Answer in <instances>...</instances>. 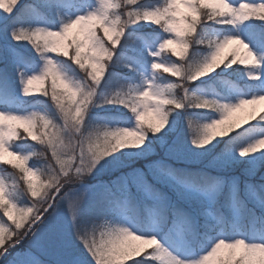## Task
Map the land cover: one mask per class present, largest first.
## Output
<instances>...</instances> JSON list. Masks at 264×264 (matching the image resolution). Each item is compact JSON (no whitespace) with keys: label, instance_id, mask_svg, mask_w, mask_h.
<instances>
[{"label":"snow or ice","instance_id":"6c2138e0","mask_svg":"<svg viewBox=\"0 0 264 264\" xmlns=\"http://www.w3.org/2000/svg\"><path fill=\"white\" fill-rule=\"evenodd\" d=\"M41 9L56 19L37 23ZM0 13V92L14 73L21 96L54 109L0 110V162L19 170L10 186L0 178V264H264V239L239 234L264 231V90L221 102L189 87L233 65L264 85V61L238 35L205 37L260 22L264 54V0H0ZM23 140L39 148L13 147ZM69 236L83 258H53Z\"/></svg>","mask_w":264,"mask_h":264},{"label":"trees","instance_id":"16d2710c","mask_svg":"<svg viewBox=\"0 0 264 264\" xmlns=\"http://www.w3.org/2000/svg\"><path fill=\"white\" fill-rule=\"evenodd\" d=\"M27 2H29V0H22V3H27ZM145 2H151V0H145ZM41 14H43L49 21L56 19L54 13L49 12L47 9H41ZM63 14H64V10H62V15ZM0 15H2V13H0ZM37 20H38V17L36 18V21ZM259 23L260 22H254L251 20L243 22L244 30L252 37V39H253V36L255 34V29ZM231 30H232V26H229V25H224V26L212 25L206 29L205 37L211 38L212 36H215L216 38H221L223 35H225L228 31H231ZM140 31L150 32V31H152V29L144 28V29H140ZM17 47L20 48L22 51H24L26 54H30L33 57L35 56V54L31 52V49L29 47H27L23 44L17 45ZM209 50L210 49H207L205 47L200 48L201 54H206ZM164 58L165 59L171 58L173 60L178 59L176 57H170V53H166L164 55ZM177 63H179V62L177 61ZM252 67L253 66H248V68H252ZM243 68L244 67L239 66V65H233L231 68H225L222 71L220 69H218L217 72H215L210 78H208V79L202 78L200 80H197L194 84L190 85L189 86L190 90L194 91L198 95H201L200 94L201 89H205L208 91L213 90V87L210 85V84H213L214 86L217 87V90L220 94H222L224 97H228L229 91L226 88H224L225 86L221 84L222 81L217 78V77H221V78H224L225 80L227 79L226 80L227 83H231L234 80H236L239 84L242 85L246 94L249 96L253 92L257 83L253 82L249 78H244V77L240 76V74H241L240 71ZM161 74L164 76H167V79H174L170 76V74L162 73V70H161ZM12 82L16 83V78H15L14 73H12ZM0 93H2V92H0ZM2 99H4V101L1 102L3 105L9 106L12 109H14L15 111H23V110H28L30 108H35L36 111H39V113H41V114L47 115V114H51L54 112V109L52 108L48 99L43 97V96L37 95V96L23 97L21 95H17L16 91H12V92L3 93ZM7 99H8V101H7ZM116 111H117V109L113 106H108L105 109H98L97 110V112L99 114L100 113L108 114L109 112L112 114H115ZM121 111H123V110H121ZM193 111L196 113V117L198 119H201V120H202L201 114H204V115H206V114L207 115L208 114H217L216 112L199 110V109H194ZM262 123H264V122H262ZM249 126H257L258 127L257 122H255V121L250 122V125H245L244 128H248ZM238 131H243V129L238 130ZM234 134L235 133H233V135ZM250 134H255V131L253 133H250ZM189 135L190 136L192 135L191 129L189 130ZM14 147L28 152L31 150V148H34V147L39 148V145H38V143L32 142L30 140L29 141L23 140V141H17L16 144L14 145ZM30 162L36 164L37 166H41L40 160L37 159L36 157L30 158ZM202 164H203V162L191 163L189 166L190 167H200V166H203ZM12 176L18 177L19 176V170L13 169L11 165H4L2 162H0V177L5 179L7 185H9V186L12 183V179H13ZM94 182L95 181H90V183H94ZM21 199H24V198L21 196ZM0 215H2V211H0ZM5 219H7V218H5ZM69 241H70L72 253L74 255L81 256V258H83V256L85 254L83 253V249L80 247V245L70 236H69Z\"/></svg>","mask_w":264,"mask_h":264},{"label":"rangeland","instance_id":"374dc122","mask_svg":"<svg viewBox=\"0 0 264 264\" xmlns=\"http://www.w3.org/2000/svg\"><path fill=\"white\" fill-rule=\"evenodd\" d=\"M69 15H70V13H69ZM36 22L40 23V24H46L47 22H49V20L43 14H41L38 17V20ZM226 34L238 35L239 38H241L245 43L249 44L250 50H252L254 52V54L257 55L258 61H264V54H262L261 51L258 50L254 40L244 30L243 22H241L240 24L234 26L233 29L230 32L226 33ZM232 47H236V45H230L228 48H226L223 51V53L221 55L225 56V55L229 54L230 49ZM261 66L264 67V64H261ZM37 67H38V65H37ZM251 70H252V68H250V69L249 68H247V69L243 68L240 71V73H241L240 76H242L244 78H248L247 71H251ZM214 73H212L209 76H205L203 78L204 79H208ZM217 78L222 81L221 84L225 85L227 90L229 89V96L228 97H224V96L220 95V93L217 90V87L214 86L213 84H210L213 87V90L208 91V90H205V89H201V91H200L201 96H203L205 98H215V99H218L221 102H235V100L237 98H246L247 97V95L244 93V91H243V89H242V87H241V85L239 83H237V82L227 83L226 82L227 79L225 80L224 78H221V77H217ZM11 89H12V91L13 90L16 91L17 95H20L19 94V85H18L17 82L11 84ZM260 90H264V85H259L254 91H260ZM209 92H211V93H209ZM1 101H3V100H1ZM7 101H8V99H7ZM256 108L258 110L260 108H264V101L258 102V104L256 105ZM0 110L15 111L11 107H9L7 105H3L2 103H0ZM249 110H250V107L249 106H245V108L241 112H239V113H237L235 115L244 116V115H246V113ZM95 111L97 112V110H95ZM18 112H24V113L38 112L39 113V111H36L35 108H30L28 110H23V111H18ZM100 115H106V114L100 113ZM201 115H202V120H208L209 118H214V117L217 116V114H215V115L214 114L213 115L212 114H208V115L207 114L206 115L201 114ZM240 122L243 124V120H241ZM14 148H16V147H14ZM21 151L22 152H26V151H23V150H21ZM5 159H13V158L6 155ZM193 163H196V162H193ZM239 234L245 235L249 239H264V231H262V230H260L258 228H252L249 235H247V232H244L243 230ZM158 239H159V237H158ZM161 242H162L163 246L168 248V250L170 252H172L173 254L177 255L180 258H185V257L193 256V255L196 254V250L195 249H193L189 245H186V244H184V243H182L180 241H173V240H169L167 238H164V239L161 240ZM203 250H204L203 248L200 249V251H203ZM56 256H60L61 258H65V259H69V260L71 259V257L77 256V255H74L72 253L69 237L66 238V244H65V247L63 249L54 250L53 251V258H55Z\"/></svg>","mask_w":264,"mask_h":264}]
</instances>
